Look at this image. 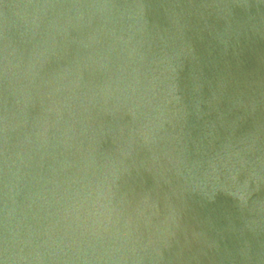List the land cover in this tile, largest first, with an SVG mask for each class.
<instances>
[{
    "label": "water",
    "instance_id": "water-1",
    "mask_svg": "<svg viewBox=\"0 0 264 264\" xmlns=\"http://www.w3.org/2000/svg\"><path fill=\"white\" fill-rule=\"evenodd\" d=\"M0 264H264V0H0Z\"/></svg>",
    "mask_w": 264,
    "mask_h": 264
}]
</instances>
